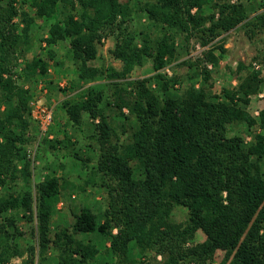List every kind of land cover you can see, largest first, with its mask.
<instances>
[{"label":"trees","instance_id":"obj_1","mask_svg":"<svg viewBox=\"0 0 264 264\" xmlns=\"http://www.w3.org/2000/svg\"><path fill=\"white\" fill-rule=\"evenodd\" d=\"M243 1L156 0L138 2L135 8L122 0H22L21 5L33 13L19 10L18 0L0 4V188L9 190L0 196V219L9 212H21L22 218L37 222V246L28 248L20 264L94 263L100 250L92 241L77 239L79 233L107 237L120 264L127 261L132 244L143 253L162 255L161 264H213L218 251L225 252L222 264H264V109L258 117L248 111L264 84L262 72L254 69L242 74L245 67L240 65L237 88L212 95L209 66H219L220 56L226 53L224 45L218 44L210 46L198 62L182 63L199 70L196 76L208 87L191 84L176 98L171 90L179 77L164 73L177 54L174 33L184 35L187 42L195 38L204 47L241 25L250 39L256 37L264 29V14L250 18ZM208 4L213 12L206 14ZM137 12L147 16V29L134 28ZM38 21L49 24L43 41L50 61H55L53 49L67 43L66 58L75 65L78 80L88 84L107 78L104 86L114 90L112 102L103 89L92 85L85 89V98L62 104L74 126L80 125L84 113L100 119L98 160L85 185L94 184L93 177L100 176L108 206L102 222L90 208L81 209L74 216L72 232L64 229L55 238L51 224L66 182L48 173L32 191L31 163L24 153L31 126L30 92L11 78L15 55L30 49ZM109 36L115 38L110 54L122 63L121 69L91 67L102 39ZM147 59L152 60L156 74L129 81L132 68ZM24 72L28 77L47 76L49 62L34 57L26 62ZM124 82L130 92L122 87ZM2 104L6 105L3 110ZM109 107L121 116L127 108L136 120L128 143L113 141L120 136L104 114ZM235 122L257 129L251 142L228 135L229 125ZM82 163L88 167V160ZM137 169L142 171L139 177ZM19 181L24 188L14 190ZM177 207L187 209L185 222L175 221ZM17 225L14 215L0 224V264L24 257L15 243L17 235H22ZM199 231L206 240L187 247ZM51 250L56 254L50 258Z\"/></svg>","mask_w":264,"mask_h":264},{"label":"rangeland","instance_id":"obj_2","mask_svg":"<svg viewBox=\"0 0 264 264\" xmlns=\"http://www.w3.org/2000/svg\"><path fill=\"white\" fill-rule=\"evenodd\" d=\"M156 0H122L128 2L138 8L137 4H145ZM235 1V0H234ZM8 0H1L0 4L7 5ZM22 0H18L16 7L19 10H25L33 13L28 6L21 5ZM264 0H244L250 18L264 14ZM211 4L206 5L204 11L206 14L213 12ZM20 22V18L14 20ZM133 26L136 30H145L150 26L145 13L137 12ZM23 27V25H21ZM49 24L38 21L32 30V44L29 50L24 55L18 53L15 55V66L11 70V78L17 86L30 92L29 108L31 102L45 103L52 105L55 108V120L48 135H43L38 125L32 120L31 113L29 121L31 126L27 132L29 142L25 145V154L31 163L32 177L30 179L31 189L35 193L36 185L39 184L48 173H56L64 178L66 186L62 191L61 200L58 204L57 211L53 217L51 224V234L55 238V233L62 232L64 229H69L72 232V226L75 222V215H78L83 208H90L97 216L98 222L103 221V214L108 206V195L106 188L101 187L100 176L93 177L94 184L85 185L86 180H89L90 175L95 172L96 163L99 155V145L96 141L98 136L97 125L100 119L93 120L89 118L88 113L82 115L80 125L74 126L68 119L62 104L65 101L78 102L85 98V89L92 85H97L106 93V97L112 102L114 91L111 87H105L109 81L104 78L94 83L83 84L77 78L75 65L66 58L67 43H63L53 50L56 53L55 61H50L48 57V47L43 41L48 36ZM177 47L176 57L171 60L169 65L164 69V73L168 76L179 77V84L171 90V95L176 98H181L184 91L191 85L199 86L209 85L203 81L201 76H196L199 70L195 68L189 69L187 66H182L184 61L198 62L204 56V53L210 46L218 44L224 45L226 53L220 56L219 66H209L212 71L211 83L214 87L210 93L215 96H220L223 89L237 88L241 74L238 73V67L243 65L245 73L249 70H254L255 66H259L264 78V29L257 33L256 37L250 39L242 25L222 34L209 46H202L195 38L186 41L185 36L179 33H174ZM115 46V38L112 36L104 37L99 45V54L96 60L89 63L91 67L107 70L114 68L120 70L122 63L115 60L111 54ZM220 55V52H216ZM43 57L49 62V74L47 76L36 75L28 77L24 68L27 61L34 57ZM55 62H61L62 65L57 66ZM207 65V63H204ZM156 74L153 68V62L147 59L143 65L134 66L129 75V81L139 80L147 77H153ZM7 76V75H6ZM194 76V77H192ZM150 86L156 90V85L152 82ZM122 87L130 92L127 83L124 82ZM128 96V95H127ZM6 107L1 105V110ZM264 109V84L260 92L253 96L248 111L258 117L259 112ZM125 116H129L126 120L125 116H121L115 107L105 109V115L108 116L111 126L118 132L120 138L114 137L113 141L120 139V143H128L130 140L133 126L137 127V122L129 114L127 108L123 109ZM257 129H249L243 123L235 122L228 127L229 136H240L247 142H251ZM66 134L68 135L66 137ZM88 160V167L83 166V161ZM22 165V164H21ZM20 165V166H21ZM131 165H135L132 162ZM264 172V163H263ZM135 175L139 177L142 171L137 169ZM22 181L18 182V186L14 190L21 191L24 188ZM85 190V191H83ZM7 189L0 188V196L7 193ZM12 191V190H11ZM14 215L18 221V229L22 235H17L15 243L24 252V257H14L11 260L12 264H20L23 259L27 258V250L31 246H37L36 242V218L32 221L22 218L21 212H9L3 218ZM187 209L177 207L174 211V219L176 222H185L187 220ZM0 219V224L3 222ZM10 232H14L10 229ZM115 233L117 230L114 231ZM75 237L84 242L92 241L100 250L98 260L92 264H120L116 255L110 251V240L100 234H76ZM206 236L202 231L197 232L194 241L187 244V247L203 243ZM54 250L50 251V258L55 255ZM225 259V252L218 251L214 257L213 264H222ZM164 257L153 251L141 252L137 245L132 244L129 247L127 261L122 264H161ZM38 264V262L36 263Z\"/></svg>","mask_w":264,"mask_h":264},{"label":"built area","instance_id":"obj_3","mask_svg":"<svg viewBox=\"0 0 264 264\" xmlns=\"http://www.w3.org/2000/svg\"><path fill=\"white\" fill-rule=\"evenodd\" d=\"M259 70V66H255ZM31 118L38 125L40 132L43 135H48L55 120V108L52 105L45 103L31 102Z\"/></svg>","mask_w":264,"mask_h":264}]
</instances>
